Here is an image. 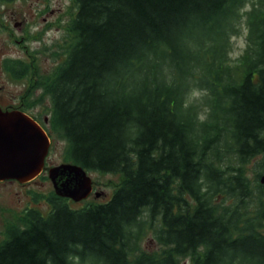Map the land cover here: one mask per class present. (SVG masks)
<instances>
[{"label": "trees", "instance_id": "trees-1", "mask_svg": "<svg viewBox=\"0 0 264 264\" xmlns=\"http://www.w3.org/2000/svg\"><path fill=\"white\" fill-rule=\"evenodd\" d=\"M73 2L64 44L42 52L55 68L36 52L4 68L49 100L66 163L122 181L105 203L26 211L0 264H264V159L255 181L245 169L264 157V0Z\"/></svg>", "mask_w": 264, "mask_h": 264}, {"label": "rangeland", "instance_id": "rangeland-1", "mask_svg": "<svg viewBox=\"0 0 264 264\" xmlns=\"http://www.w3.org/2000/svg\"><path fill=\"white\" fill-rule=\"evenodd\" d=\"M75 14V4L73 0H14L9 3L0 2V107L4 111H21L29 116L39 114L41 118H50V104L47 99L46 104H30L22 106L16 101V96L22 94L24 86L22 83L29 82L32 78L16 77L12 72L6 71L4 64H11L8 69L19 70L18 59L29 61L30 53H40V65L48 72L55 68L54 63L49 62L46 54L47 48L55 46L59 49L64 44V39L68 35L67 24ZM70 40V38H69ZM231 59L235 60L245 47V31L232 39ZM29 56V55H28ZM43 67H41L42 70ZM43 68V69H45ZM14 69V70H15ZM39 91L36 94L39 95ZM200 93L194 92L192 100L199 99ZM45 103V101L43 102ZM40 112V113H38ZM200 107L199 114L202 116ZM48 135V134H47ZM50 139V149L45 161L46 168L34 180L21 185L18 182H0V242L5 238V229L10 224L18 226L26 211L36 209L41 214L46 215L49 211L48 201L54 195L53 187L48 179L47 170L51 167L66 163L65 149L66 143L56 135ZM264 157L259 155L252 158L245 165L247 175L255 181ZM259 173V174H261ZM92 180L93 190L90 196L79 203L69 202L73 209H80L87 205L105 203L112 195L113 191L122 181L119 174H102L98 172H88ZM99 193V197H95ZM141 247L148 252H155L158 246L153 240V235L149 230L141 241ZM181 264H190L189 259H183Z\"/></svg>", "mask_w": 264, "mask_h": 264}, {"label": "water", "instance_id": "water-1", "mask_svg": "<svg viewBox=\"0 0 264 264\" xmlns=\"http://www.w3.org/2000/svg\"><path fill=\"white\" fill-rule=\"evenodd\" d=\"M49 138L44 130L20 111L0 108V182L15 180L25 184L35 179L44 168L49 151ZM56 196L81 202L92 193V180L82 167L64 163L47 171ZM264 190V172L259 179ZM95 193V197H99Z\"/></svg>", "mask_w": 264, "mask_h": 264}, {"label": "flooded vegetation", "instance_id": "flooded-vegetation-1", "mask_svg": "<svg viewBox=\"0 0 264 264\" xmlns=\"http://www.w3.org/2000/svg\"><path fill=\"white\" fill-rule=\"evenodd\" d=\"M35 53V52H34ZM34 53H30V54H27L26 53V56L27 57H30V59H31V57L34 55ZM29 55V56H28ZM36 57H37V62L39 63V61H40V54H37L36 55ZM29 59V60H30ZM23 60V59H22ZM39 65H40V63H39ZM41 66V65H40ZM41 67H43V68H45L44 67V64H43V66H41ZM42 68V72H48V69H43ZM22 85L24 86V89H26L25 91H23L22 92V94H18L15 98H16V101L18 100V104H25V102H33L34 104H36V99H38L36 96H38L37 94H36V91L34 90L33 91V94H35V95H32L31 93V90L30 91H28L29 90V82H25V83H22ZM32 103V104H33ZM38 104H46V101H45V103H42V102H40V103H38ZM38 113H40V112H38ZM41 116V115H40ZM39 116V114H35L34 116H30L31 118H32V120L34 121V122H36L42 129H44L45 130V128H48L47 127V125H48V118H46V117H43V118H41ZM46 132V131H45ZM46 168V166H45V164H44V169ZM11 182H15V181H11ZM21 185H23V184H21Z\"/></svg>", "mask_w": 264, "mask_h": 264}]
</instances>
